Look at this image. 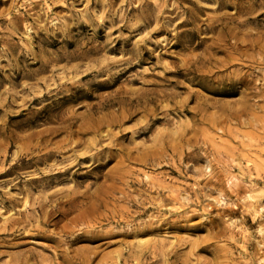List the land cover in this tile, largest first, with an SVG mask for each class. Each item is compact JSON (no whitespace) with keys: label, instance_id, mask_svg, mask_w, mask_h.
<instances>
[{"label":"rangeland","instance_id":"1","mask_svg":"<svg viewBox=\"0 0 264 264\" xmlns=\"http://www.w3.org/2000/svg\"><path fill=\"white\" fill-rule=\"evenodd\" d=\"M253 1L0 0V264H264Z\"/></svg>","mask_w":264,"mask_h":264},{"label":"bare ground","instance_id":"2","mask_svg":"<svg viewBox=\"0 0 264 264\" xmlns=\"http://www.w3.org/2000/svg\"><path fill=\"white\" fill-rule=\"evenodd\" d=\"M248 7L249 8L246 11H244L245 13H250V12L254 11L256 8L264 7V0H261V1H253L252 4H251V6L249 5ZM237 11H241V10L237 9ZM260 14H264V10H261L258 15H260ZM250 21H252V19L250 17H246L243 20H240L238 23H240V25H245V24H247ZM257 32H259V31H257ZM250 35L251 36H258V34H256L254 31H250ZM194 62H196V61H194ZM186 70L187 71L188 70L189 71H193L191 68H188V67H187ZM173 72H175V73H181L182 71L180 69H176ZM126 93H127L126 95H121L120 97H116L115 100L112 101V102H106V101H104V103H105L104 105L111 104V103H114V102L115 103L116 102H119V103H122V106L121 107L124 109V108H126V106L124 104H128L129 107L126 108V109H128V111L131 109V107H134V110H132L130 112V115H131V114L134 113V111L137 108V106H140L141 105V106L145 107V105H143L144 103L149 102V101H154V100L158 99L157 98L158 97L157 96L158 95V92H148V93H145V92L131 91L129 93L128 92H126ZM164 95H167V94H164ZM94 107H95V109H97V106H94ZM92 112H95V110H92ZM97 154L98 153H95L94 156H96ZM79 237L80 236L77 235L75 238H79Z\"/></svg>","mask_w":264,"mask_h":264}]
</instances>
